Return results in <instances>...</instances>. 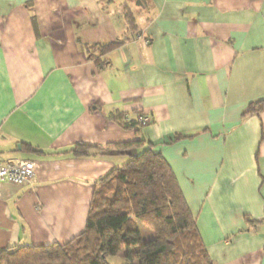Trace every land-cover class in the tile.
Wrapping results in <instances>:
<instances>
[{
	"label": "crops",
	"instance_id": "obj_1",
	"mask_svg": "<svg viewBox=\"0 0 264 264\" xmlns=\"http://www.w3.org/2000/svg\"><path fill=\"white\" fill-rule=\"evenodd\" d=\"M112 43L101 69L85 47ZM263 99L264 0H0V164L36 167L28 185L0 183V251L84 231L94 184L129 156L74 146L145 139L213 263L264 264V109L248 113ZM118 113L151 124L124 130Z\"/></svg>",
	"mask_w": 264,
	"mask_h": 264
},
{
	"label": "trees",
	"instance_id": "obj_2",
	"mask_svg": "<svg viewBox=\"0 0 264 264\" xmlns=\"http://www.w3.org/2000/svg\"><path fill=\"white\" fill-rule=\"evenodd\" d=\"M126 20L140 36L131 12ZM121 44H97L85 50L103 69L109 64L105 56ZM263 109L264 99L251 104L248 113L259 115ZM110 120L137 133L147 128L122 113ZM180 139L175 136L172 142ZM136 150L141 152L132 155ZM67 154L77 158L126 154L129 161L94 184L86 226L79 236L66 244L7 248L0 251V264H109L108 259L121 252L128 264H214L177 179L154 144L145 139L107 146L77 144ZM140 224L154 232L153 239H143Z\"/></svg>",
	"mask_w": 264,
	"mask_h": 264
},
{
	"label": "built area",
	"instance_id": "obj_3",
	"mask_svg": "<svg viewBox=\"0 0 264 264\" xmlns=\"http://www.w3.org/2000/svg\"><path fill=\"white\" fill-rule=\"evenodd\" d=\"M142 127H149L150 119L144 114L137 117ZM35 164L32 161L13 160L7 164H0V183L22 187L31 183L35 175Z\"/></svg>",
	"mask_w": 264,
	"mask_h": 264
},
{
	"label": "rangeland",
	"instance_id": "obj_4",
	"mask_svg": "<svg viewBox=\"0 0 264 264\" xmlns=\"http://www.w3.org/2000/svg\"><path fill=\"white\" fill-rule=\"evenodd\" d=\"M140 230L142 233V237L145 241H149L154 238L155 234L153 231H151L149 228L144 226L143 224H140ZM109 264H128L127 261L124 259V252H121V254L117 257H112L108 259Z\"/></svg>",
	"mask_w": 264,
	"mask_h": 264
},
{
	"label": "water",
	"instance_id": "obj_5",
	"mask_svg": "<svg viewBox=\"0 0 264 264\" xmlns=\"http://www.w3.org/2000/svg\"><path fill=\"white\" fill-rule=\"evenodd\" d=\"M138 5H141V3L139 2Z\"/></svg>",
	"mask_w": 264,
	"mask_h": 264
}]
</instances>
